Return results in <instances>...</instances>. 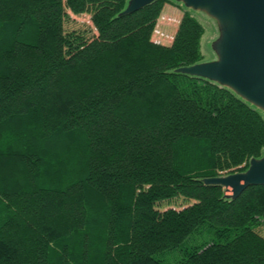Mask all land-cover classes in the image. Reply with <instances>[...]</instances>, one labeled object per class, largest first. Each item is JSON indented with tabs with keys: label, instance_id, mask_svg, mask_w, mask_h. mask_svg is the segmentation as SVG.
<instances>
[{
	"label": "trees",
	"instance_id": "trees-1",
	"mask_svg": "<svg viewBox=\"0 0 264 264\" xmlns=\"http://www.w3.org/2000/svg\"><path fill=\"white\" fill-rule=\"evenodd\" d=\"M128 1L0 0V264H264V186L203 182L262 157L263 113L177 72L205 62L192 13L166 46L168 1Z\"/></svg>",
	"mask_w": 264,
	"mask_h": 264
},
{
	"label": "water",
	"instance_id": "water-1",
	"mask_svg": "<svg viewBox=\"0 0 264 264\" xmlns=\"http://www.w3.org/2000/svg\"><path fill=\"white\" fill-rule=\"evenodd\" d=\"M158 0H129L121 16L132 15ZM214 21L216 58L180 68L178 73L209 80L227 88L264 113V0H174ZM224 188L234 200L252 186H264V153L244 172L204 179Z\"/></svg>",
	"mask_w": 264,
	"mask_h": 264
},
{
	"label": "rangeland",
	"instance_id": "rangeland-1",
	"mask_svg": "<svg viewBox=\"0 0 264 264\" xmlns=\"http://www.w3.org/2000/svg\"><path fill=\"white\" fill-rule=\"evenodd\" d=\"M164 8L162 10L161 16L157 22V32L153 34L152 40L156 43L163 44L166 46L172 45L175 36L177 34L180 22L188 11L203 25L204 34L201 39V54L203 59L208 62L216 58L212 50V42L216 39L218 35L217 27L213 20L202 13L195 11H190L186 9L182 4L176 3L174 0H167ZM66 33H71L73 31L80 32L84 34L88 39H90L96 30L91 22V16L88 14L83 15H70L64 25ZM263 113V112H262ZM264 115V113H263ZM249 167V165H248ZM248 169V168H247ZM194 201L187 200L185 198H177L172 201L165 202L162 206V210L174 208L176 210H183L189 205L193 204ZM264 234V227L259 231ZM173 256L168 255V261L172 260Z\"/></svg>",
	"mask_w": 264,
	"mask_h": 264
},
{
	"label": "built area",
	"instance_id": "built-area-1",
	"mask_svg": "<svg viewBox=\"0 0 264 264\" xmlns=\"http://www.w3.org/2000/svg\"><path fill=\"white\" fill-rule=\"evenodd\" d=\"M155 31L157 32V29Z\"/></svg>",
	"mask_w": 264,
	"mask_h": 264
}]
</instances>
